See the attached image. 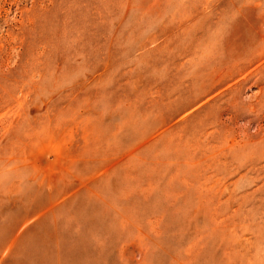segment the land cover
Wrapping results in <instances>:
<instances>
[{
    "label": "rangeland",
    "instance_id": "374dc122",
    "mask_svg": "<svg viewBox=\"0 0 264 264\" xmlns=\"http://www.w3.org/2000/svg\"><path fill=\"white\" fill-rule=\"evenodd\" d=\"M0 264H264V0H0Z\"/></svg>",
    "mask_w": 264,
    "mask_h": 264
}]
</instances>
